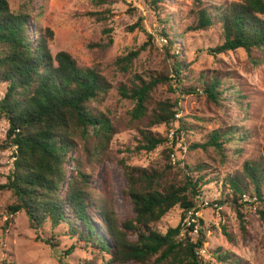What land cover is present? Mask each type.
<instances>
[{
	"label": "trees",
	"instance_id": "trees-1",
	"mask_svg": "<svg viewBox=\"0 0 264 264\" xmlns=\"http://www.w3.org/2000/svg\"><path fill=\"white\" fill-rule=\"evenodd\" d=\"M34 1L22 0L15 11L7 0H0V85L5 86L0 98V120L7 123L0 153L11 151L13 159L6 181L0 184V192L9 191L11 197L5 206L4 224L8 225L12 217L23 212L36 232L46 225L51 231L62 226L64 235L76 240L64 255H70L76 245L83 244L85 249L97 250L104 260V256H108L103 264H210L199 255L207 240V229L195 216L198 212L196 198L202 187L220 181L219 170L208 163L213 161L208 152L224 164L229 156L240 152L239 147L250 135L243 126L237 125L211 130L203 142L189 146L190 150L203 152L204 158L185 165L181 182H171L167 174L172 168L169 164L172 146L194 127L176 118L178 98L157 102L150 112L148 107L155 89L162 83L167 84L171 92L177 91L184 96L200 92L217 106L225 102L222 97L225 93L236 95L237 92L216 75L204 77L199 86L191 84L180 62L175 63L174 78L158 75L143 80L135 76L130 87H117L118 97L132 105L128 112L130 119L139 122L146 118L148 121L144 129H138L137 151L150 153L169 142L172 146L162 151L163 162L156 166L144 168L119 161L127 183L123 194L131 203L133 217L119 224L109 209L98 205L94 210L99 218L95 219L89 212L94 206L89 187L91 176L71 153L78 148L79 142L84 144L92 139L91 149L85 146L87 157L105 154L115 130L110 120L102 112H96L91 104L101 103L111 85L98 69L79 68L67 52L51 54L52 31L36 24L33 31L28 28L34 18ZM97 1L102 4L106 0ZM163 1L149 3L163 25L161 36L172 47L177 31L171 30L172 17L162 12ZM174 1L190 5L187 31L219 28L222 43L208 49L210 55L238 49L250 55L253 50L264 49V0L208 5L204 0ZM89 15L97 20L105 19L102 13ZM128 29L144 31L141 20ZM103 33L109 35L110 30L104 29ZM143 49L141 46L117 57L114 66L119 72L127 73ZM154 126H164L166 134L153 132ZM169 132L173 133L171 141L167 138ZM70 162H74V170L68 178L67 164ZM222 182L229 194L215 204L227 205L235 211L245 239L247 222L240 212L244 198L256 206L255 212L264 223V160L260 157L245 161L240 172L225 176ZM175 207L181 210L179 223L165 233L159 232L156 224ZM193 219L199 224L196 238L192 237ZM96 223L100 224L99 228ZM222 230L230 238L224 227ZM59 242L55 240L50 245L55 247ZM210 257L218 264H245L231 252L213 251ZM0 264L13 263L4 258Z\"/></svg>",
	"mask_w": 264,
	"mask_h": 264
},
{
	"label": "rangeland",
	"instance_id": "rangeland-1",
	"mask_svg": "<svg viewBox=\"0 0 264 264\" xmlns=\"http://www.w3.org/2000/svg\"><path fill=\"white\" fill-rule=\"evenodd\" d=\"M7 1L15 11L22 3V0ZM150 1L106 0L98 4L97 0H35L33 3L34 18L28 28L33 31L36 24L42 29L48 28L52 31L53 38L49 42L51 54L54 56L60 51L67 52L79 68L98 69L111 85V90L101 103L91 104L96 112H102L110 120L115 130L105 154L100 157H87L85 146L91 149L92 139L84 144L79 142L78 148L71 153L73 158L81 162L83 170L91 176L89 187L94 206H91L89 212L98 219L94 207L100 205L109 209L119 224L133 217L131 203L123 194L127 190V183L119 161L144 168L156 166L163 162L162 151L172 146L169 142L150 153L137 151L140 139L138 129H144L148 121L146 118L139 122L130 119L128 112L132 105L118 97L117 87H130L135 76L143 80H147L148 76L158 75L174 78L172 71L175 63L180 62L191 78V84L199 86L204 77L216 75L237 94L225 93L222 96L225 102L217 106L200 92L184 96L177 91L171 92L165 83L157 86L151 96L149 112L157 102L166 99L174 101L178 98L179 111L176 118H182L194 127L193 130H187L172 146V152L169 154V164L172 168L167 174L168 180L181 182L185 165L195 164L204 158L203 152L190 150L189 146L203 142L211 130L237 125L243 126L250 135L239 147L240 152L237 155L229 156L228 153L229 157L224 164H221L211 151L208 152L213 159L208 163L219 170L220 181L204 185L201 194L196 198L198 212L195 216L202 220L204 229H207V240L199 255L210 261V264H218L210 257L213 251L231 252L244 260L245 264H264V223L255 212L256 206L247 203V197L241 201L243 208L240 212L245 216L248 232V236L243 239L235 211L227 205L215 204L219 198L229 194L222 182L225 176L240 172L247 160L260 157L264 160V49L253 50L250 55L242 49L216 56L210 55L207 50L222 43L219 28L214 26L205 31H187L189 3L165 0L160 5L162 12L172 17L171 30L177 31L175 44L170 47L167 39L161 36L163 25L150 6ZM233 1L235 0H204L206 5L212 2L226 4ZM91 13H102L105 19L97 20L89 15ZM138 20H141L144 31H129L128 28ZM104 29L110 30L109 35L103 33ZM141 46L144 49L132 61L130 71L124 74L119 72L114 66L116 58L136 51ZM4 91L5 86L0 85V98ZM176 125L177 123L174 124ZM6 130L7 123L0 120V143ZM151 130L166 134L164 126H154ZM170 133L167 136L169 141ZM11 156V151L0 153V184L6 181L5 178L11 170ZM172 156L175 158L174 162ZM73 170L74 162L68 163V178ZM10 201L9 191L0 192V263L4 258L13 264H103L108 260V256H104V260L97 250L85 249L83 244L76 245L70 255H64L76 240L66 237L62 226L51 231L46 225L36 232L29 226L23 212L16 214L10 223L5 225V206ZM205 202L207 205H203ZM180 216L181 210L178 207L171 209L156 224L157 230L165 233L168 228L175 227L180 221ZM190 216L189 213L188 218ZM192 222L199 228L196 219ZM96 225L99 228L100 224ZM223 227L230 238L224 235ZM192 237L196 238V234L192 233ZM55 240L60 242L51 247L50 243Z\"/></svg>",
	"mask_w": 264,
	"mask_h": 264
},
{
	"label": "built area",
	"instance_id": "built-area-1",
	"mask_svg": "<svg viewBox=\"0 0 264 264\" xmlns=\"http://www.w3.org/2000/svg\"><path fill=\"white\" fill-rule=\"evenodd\" d=\"M169 138L172 140V138H173V133L171 132L170 134H169ZM172 161L174 162L175 161V158L172 156ZM203 205H207V203L205 202ZM195 215H196V213H195ZM188 220V218L185 220V221H187ZM193 220H195V219H193ZM197 226L195 225L194 226V230H193V233H195L196 234V232H197Z\"/></svg>",
	"mask_w": 264,
	"mask_h": 264
}]
</instances>
